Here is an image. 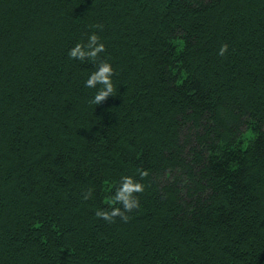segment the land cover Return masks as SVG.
I'll list each match as a JSON object with an SVG mask.
<instances>
[{
	"label": "trees",
	"instance_id": "1",
	"mask_svg": "<svg viewBox=\"0 0 264 264\" xmlns=\"http://www.w3.org/2000/svg\"><path fill=\"white\" fill-rule=\"evenodd\" d=\"M0 264H264V0H0Z\"/></svg>",
	"mask_w": 264,
	"mask_h": 264
},
{
	"label": "clouds",
	"instance_id": "2",
	"mask_svg": "<svg viewBox=\"0 0 264 264\" xmlns=\"http://www.w3.org/2000/svg\"><path fill=\"white\" fill-rule=\"evenodd\" d=\"M91 43L94 44V47H84L80 42H77L73 47L69 50L70 56H79L81 59L85 57L86 55H90L92 57H97V55L100 53V51L105 47V44L103 42L96 43L97 40H99V36L97 34L91 35ZM227 47V45H224L221 48V52L224 51V49ZM114 69L112 64L107 60H102L95 68L94 71H92L85 83L89 87L101 85L96 89L95 95H94V101L99 103L104 97L107 96L109 92L113 91V82H112V73ZM140 184H134L129 181L124 185V189L131 190L132 188H140ZM123 194V193H122Z\"/></svg>",
	"mask_w": 264,
	"mask_h": 264
}]
</instances>
